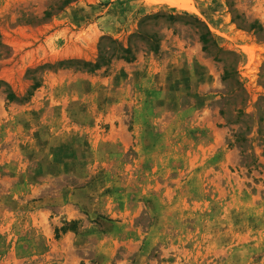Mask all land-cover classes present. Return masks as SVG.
Here are the masks:
<instances>
[{
    "label": "rangeland",
    "instance_id": "374dc122",
    "mask_svg": "<svg viewBox=\"0 0 264 264\" xmlns=\"http://www.w3.org/2000/svg\"><path fill=\"white\" fill-rule=\"evenodd\" d=\"M0 264H264V0H0Z\"/></svg>",
    "mask_w": 264,
    "mask_h": 264
},
{
    "label": "trees",
    "instance_id": "16d2710c",
    "mask_svg": "<svg viewBox=\"0 0 264 264\" xmlns=\"http://www.w3.org/2000/svg\"><path fill=\"white\" fill-rule=\"evenodd\" d=\"M206 34H210V32L207 31ZM201 40H202L204 43L207 42V40H205L202 36H201ZM204 50H206V47H204ZM126 52H129V51L125 50V53H126ZM102 58H104V57H102ZM96 67H98V66H96Z\"/></svg>",
    "mask_w": 264,
    "mask_h": 264
}]
</instances>
